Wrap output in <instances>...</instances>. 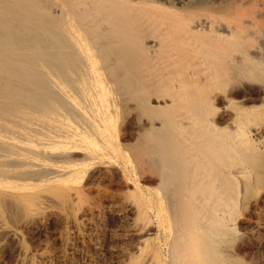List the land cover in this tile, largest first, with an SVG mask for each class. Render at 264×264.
I'll return each instance as SVG.
<instances>
[{
  "label": "bare ground",
  "instance_id": "6f19581e",
  "mask_svg": "<svg viewBox=\"0 0 264 264\" xmlns=\"http://www.w3.org/2000/svg\"><path fill=\"white\" fill-rule=\"evenodd\" d=\"M262 2L0 0V234L123 214L121 264H247L235 241L264 221Z\"/></svg>",
  "mask_w": 264,
  "mask_h": 264
},
{
  "label": "rangeland",
  "instance_id": "374dc122",
  "mask_svg": "<svg viewBox=\"0 0 264 264\" xmlns=\"http://www.w3.org/2000/svg\"><path fill=\"white\" fill-rule=\"evenodd\" d=\"M168 1L170 0H163V1L161 0L165 8L172 7L176 9L177 7L178 8L180 7L181 11L182 9H184L182 12H184L185 10H186L185 12H189L192 8H193L192 12H194L193 11L195 10L194 6L195 3L197 2V0L195 1L181 0L179 1L180 4L179 5L178 0L177 1L171 0L172 2L171 1L170 2L172 4ZM209 1H211V3L214 2L217 3L220 1L226 2L227 0H208V2ZM262 1L263 0H261V2ZM165 2L170 4V6ZM262 3L264 4V1ZM185 5H187V7ZM178 8L176 10H179ZM185 8L190 10H187ZM262 208L264 209V204L262 205ZM122 215L119 216L108 215L103 219H98V220L94 219L95 221L91 219L90 222L92 223L89 222L90 225L88 224V222L87 223L82 222L80 221L81 219L78 218L80 222H77V224L74 223L73 226L72 219L68 220L69 222H71L70 224L68 223V221L64 222L55 216L47 219L49 221L45 220V223L43 222V224L40 225L37 224L34 227H31L30 229L32 230L24 227L19 228L21 227L19 226L18 227L19 232L18 229L17 230L12 229L13 233L17 232L16 235L17 236L20 235L17 237L18 241L13 240L10 237L8 238L3 237L4 234H0V238L1 239L4 238V241L0 240V252H1L0 264H30V262H32L33 264H121L122 252H124L127 248H129L125 236L126 225L124 224L125 223L124 221H126L127 223V219L124 215L123 216ZM60 221H62V223ZM78 223H80V225H78ZM91 224L93 225L91 226ZM76 225L78 226L75 228ZM76 230H78V232ZM89 230L90 232L92 231L91 234L95 233V235L93 236L96 239L99 238L98 239L99 242L97 243L98 246L92 245V241H91L92 237L89 233ZM62 231L66 232L67 234L65 233L64 235ZM240 231L242 235L243 233H245L246 237L242 239V237L240 236L241 238L239 237L237 239V242L235 241V244L240 253L239 255L241 256L243 261L246 262L247 264L248 263L250 264V262L251 264H264V221L262 225H258V226L253 223H249V224L244 223ZM96 232L98 233V235ZM252 232L253 234H251ZM62 235L67 236L64 237L66 238L64 239L65 242L62 241L63 237H61L62 239L60 240V236ZM20 242H22V245H20L21 244ZM18 244L20 247H18ZM20 248L22 251L19 250ZM24 248L26 250L25 254H24ZM44 251L46 253L45 261L41 262L38 259V254L44 253ZM33 257L36 258L38 261H36Z\"/></svg>",
  "mask_w": 264,
  "mask_h": 264
}]
</instances>
